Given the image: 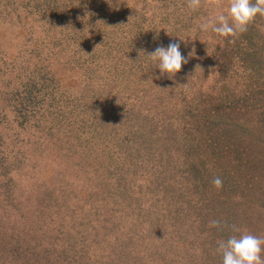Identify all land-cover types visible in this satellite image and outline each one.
Here are the masks:
<instances>
[{"label":"rangeland","instance_id":"rangeland-1","mask_svg":"<svg viewBox=\"0 0 264 264\" xmlns=\"http://www.w3.org/2000/svg\"><path fill=\"white\" fill-rule=\"evenodd\" d=\"M208 15L187 0H159L155 9L147 0H0V264H49L51 255L42 256L51 251L80 264L97 246L100 209L117 211L120 222L138 212L137 224H150L165 201L160 187L183 177L186 165L178 172V159L154 143L142 163L128 157L117 127L130 101L139 113L153 111L158 129L190 97L206 100L244 80L250 64L264 81V17L232 44L199 30ZM172 42L188 63L169 79L146 55ZM255 122L252 115L253 135ZM239 190L222 199L235 215L246 201L234 225L264 238V198L253 208ZM160 235L145 234V244Z\"/></svg>","mask_w":264,"mask_h":264},{"label":"trees","instance_id":"trees-1","mask_svg":"<svg viewBox=\"0 0 264 264\" xmlns=\"http://www.w3.org/2000/svg\"><path fill=\"white\" fill-rule=\"evenodd\" d=\"M247 71L244 80L225 85L213 99L194 96L186 104H179L182 111L177 108L171 122L162 115L158 129L156 114L139 113L130 101L126 117L117 127L119 142L128 144L122 150L128 149V157L140 158L142 163V149L154 143L160 153L178 159V172L181 164L186 165L184 175L179 173L171 185L160 187L165 201L155 210L149 225L137 224L138 212L123 213L125 222H120L117 211H94L97 246L89 256L78 260L80 264H222L218 242L234 234V221L248 209L244 201L237 205L239 213L235 215L224 202L225 197L234 194L239 184L240 194L254 199L253 208H259L262 202L258 199L264 198V81L255 65L250 64ZM154 101L157 107L163 102ZM257 101L263 103L256 106ZM252 115L257 120L255 135L247 132ZM169 143L174 149L167 153ZM216 177L223 181L220 189L213 184ZM88 197L91 199V195ZM214 219L220 220L222 227L211 226ZM157 232L166 238L145 244V234ZM118 238L125 240L121 247L116 243ZM52 253L45 252L42 257L51 255L49 264L58 260L66 264Z\"/></svg>","mask_w":264,"mask_h":264},{"label":"clouds","instance_id":"clouds-1","mask_svg":"<svg viewBox=\"0 0 264 264\" xmlns=\"http://www.w3.org/2000/svg\"><path fill=\"white\" fill-rule=\"evenodd\" d=\"M147 3L150 8L159 7V0H147ZM187 5L192 11L201 8L209 10V15L201 18L199 30L210 31L223 38L231 37L228 42L232 44L239 34L248 30L258 16L264 17V0H187ZM194 51L189 53V56L194 55ZM140 54L145 55L143 51ZM146 56L156 62L155 67L159 68L161 76L167 74L169 79L175 77L182 70V66L188 63V59L180 51L178 42L169 43L167 48L159 46ZM197 68L203 71L199 66ZM213 184L220 189L223 181L216 177ZM210 224L213 227H222V222L218 219L211 220ZM231 231L234 234L218 242L217 250L222 254V264H264V238L242 231L235 225Z\"/></svg>","mask_w":264,"mask_h":264}]
</instances>
